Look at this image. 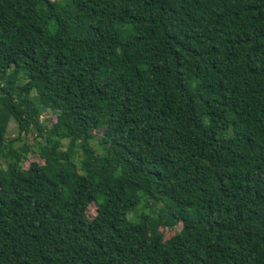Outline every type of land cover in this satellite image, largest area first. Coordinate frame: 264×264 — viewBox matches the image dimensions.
Returning a JSON list of instances; mask_svg holds the SVG:
<instances>
[{"label":"trees","instance_id":"obj_1","mask_svg":"<svg viewBox=\"0 0 264 264\" xmlns=\"http://www.w3.org/2000/svg\"><path fill=\"white\" fill-rule=\"evenodd\" d=\"M0 264H264V0H0Z\"/></svg>","mask_w":264,"mask_h":264},{"label":"rangeland","instance_id":"obj_2","mask_svg":"<svg viewBox=\"0 0 264 264\" xmlns=\"http://www.w3.org/2000/svg\"><path fill=\"white\" fill-rule=\"evenodd\" d=\"M60 1V0H58ZM27 82L26 76L24 74H21V80L19 82V85H23ZM31 98H34L35 93L31 94ZM56 117L52 115L50 112H45L40 121L44 123V125H50L51 121L55 120ZM37 141H43V138L39 137L38 132L35 130H32L30 134H26L24 132H21L18 128L17 124L12 121L9 127V133L7 138L8 145H11V147L15 150H17L20 153H23L25 155H28L29 160H35L38 159L37 152L38 147L36 145ZM94 147L99 150V152H102V148L99 146V144L95 141ZM64 148L66 149V146L68 145V140L63 141ZM160 205L158 207H154L153 202L148 199V196L143 194L142 200L139 206L136 208V210L131 214L130 218L133 221H139L141 219V216L143 214H153L154 211H159ZM97 214V207L96 205H92L88 209V215L90 218H93ZM182 229V226H178L175 229H167L165 231L166 233V240L173 237L176 232L180 231Z\"/></svg>","mask_w":264,"mask_h":264}]
</instances>
